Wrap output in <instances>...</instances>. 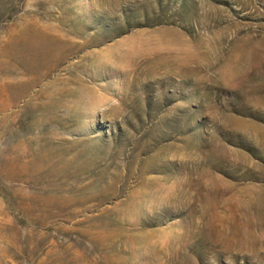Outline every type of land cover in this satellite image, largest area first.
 <instances>
[{
    "label": "rangeland",
    "instance_id": "374dc122",
    "mask_svg": "<svg viewBox=\"0 0 264 264\" xmlns=\"http://www.w3.org/2000/svg\"><path fill=\"white\" fill-rule=\"evenodd\" d=\"M0 264H264V0H0Z\"/></svg>",
    "mask_w": 264,
    "mask_h": 264
},
{
    "label": "bare ground",
    "instance_id": "6f19581e",
    "mask_svg": "<svg viewBox=\"0 0 264 264\" xmlns=\"http://www.w3.org/2000/svg\"><path fill=\"white\" fill-rule=\"evenodd\" d=\"M246 51V50H245ZM263 51V50H262ZM244 56V55H243ZM188 172V171H187ZM177 178V177H176ZM194 178V177H193ZM216 181V180H215ZM188 183V182H187ZM198 183V182H197ZM208 184V183H206ZM166 185V184H165ZM166 190V189H165ZM179 190V189H178ZM158 192V191H157ZM187 195V194H186ZM167 198V197H166ZM182 198V197H181ZM176 199V198H175ZM176 201V200H175ZM170 202V201H169Z\"/></svg>",
    "mask_w": 264,
    "mask_h": 264
}]
</instances>
